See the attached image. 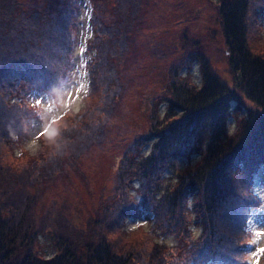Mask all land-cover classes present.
Segmentation results:
<instances>
[{
  "label": "trees",
  "instance_id": "trees-1",
  "mask_svg": "<svg viewBox=\"0 0 264 264\" xmlns=\"http://www.w3.org/2000/svg\"><path fill=\"white\" fill-rule=\"evenodd\" d=\"M143 1L91 0L90 83L83 101L84 108L90 109L87 99L99 92L98 103L89 111L99 120L78 123L75 131L59 128L64 140L44 158L40 156L41 165L14 174L13 186L2 184L0 264H238L235 257L222 259L238 247L248 205L256 200L245 193L241 166L246 164L237 159L252 163L264 159V54L260 57L251 47L254 33L260 37L263 19L259 12L264 13V0H218L219 34L224 43L220 51L229 62L232 83L211 71L213 63L201 51V42L186 38L185 56L199 60L201 82L195 84L180 74L190 65V57L174 62L163 96L151 100L152 107L165 106V115L160 118L153 110L148 114L147 133L138 137L153 144L149 155L139 157L140 162L134 160V172L142 182V202L151 208L153 217L151 226L132 231L148 233L120 249L115 240L102 236L96 218H89L86 227L69 235L63 222L47 224L45 212L37 211L34 216L41 185L53 182L58 171L76 163L104 137L98 132L103 127L100 116H110L129 86L123 79L125 68L121 72L119 65L138 30ZM66 8L62 0H45L27 9L19 0H0V115L7 119V128L4 133L0 129V135L4 138L15 126L20 128V109L11 102L15 94L22 89L44 92L57 86L70 68L69 11L62 12ZM22 56L38 74L24 68ZM129 81L132 84L135 78ZM7 85L17 88L9 92ZM246 101L254 109L246 107ZM59 137L51 140L56 142ZM136 147L134 143L133 149ZM191 157L195 158L191 161ZM179 159L188 162L181 170L177 168ZM163 171L175 175L165 185ZM194 216L201 227L196 234L190 226ZM115 217L112 212L109 220ZM157 223L161 226L156 228ZM43 233H49L55 245L49 256L36 255L33 248ZM165 241L177 242L176 250L165 245L161 249L158 245Z\"/></svg>",
  "mask_w": 264,
  "mask_h": 264
},
{
  "label": "rangeland",
  "instance_id": "rangeland-1",
  "mask_svg": "<svg viewBox=\"0 0 264 264\" xmlns=\"http://www.w3.org/2000/svg\"><path fill=\"white\" fill-rule=\"evenodd\" d=\"M19 1L27 9L45 0ZM62 1L67 5L62 12L66 14L69 11L70 44L68 39L67 52H70L71 65L63 79V85L58 89L55 86L47 88L44 92H36V89H22L11 101L16 103L20 109L18 117L20 128L15 126L5 138L0 135V172H6L5 175L0 174V190L4 189L5 186L2 185L4 183L14 185V180L17 179L14 174L20 173L23 169L29 170L36 165H41L40 156L43 155L44 158L46 153L64 140L63 137H59V128L67 132L75 131L78 123H87L90 119L99 120L96 113L89 114L93 106L98 103L99 92L87 99L91 106L90 109L84 108L83 101L84 97L89 95L87 93L89 74V71L87 73V62L92 54L87 44L92 36L91 0ZM217 7L218 0L143 1L138 30L136 34L134 33V40L119 65L121 72L125 68L122 74L126 78L123 79L129 83V86L125 88L118 105L109 113L110 116L107 118L109 121L103 114L100 116L103 127L98 132L101 134L100 137L102 135L104 137L94 142L95 144L90 146L89 151L76 163L67 165L58 171L51 179L54 180L53 182L49 184L44 182L41 185L38 203L34 210L35 217L37 211L45 212L48 218L47 224L56 220L61 221L68 234L78 232L81 227H86L89 218H96L102 236L106 240H115L120 249L127 248L128 244L133 241L135 243L142 234L148 233L144 229L130 233L122 232L125 228L147 225L148 221L146 223L144 219L139 218L141 213L138 211L131 213L125 220L120 214L117 219H121L123 225L120 220L112 222L109 216L112 208H122L125 203L126 209H130L134 197L141 199L136 188L140 178L138 173L134 172V160L138 161L139 157L148 154L152 142L151 140L144 141L138 136L147 133V116L151 110L155 111L160 118L165 115V106L158 104L152 107L151 100L155 95H158L159 99L163 96L162 88L168 78L170 66L174 62L190 57V65L181 72V75L185 76L188 81L197 84L201 82L199 60L193 55L185 56L184 47L187 43L184 39L192 36L191 39H195L197 43L201 42L202 46L205 45L206 48L201 46V51L213 63L211 71L232 83V70L230 71L227 59L223 58L222 50L220 51V46L224 43L219 34ZM64 35L68 37L67 31ZM32 36L33 33L30 37ZM190 37L187 40H190ZM46 46L49 48L48 45ZM251 47L260 57L264 54V15L260 37L254 33ZM22 60L26 70L38 74L32 65L26 62L24 56ZM34 78L39 82L36 77ZM131 78H135L132 84L129 81ZM16 88V85L14 87L7 85L9 92ZM27 103L31 107L25 108ZM246 107L254 109L255 106L246 101ZM262 113L264 114V110ZM5 119L0 115L2 133L7 128ZM23 121L24 126H22ZM162 124H166V121ZM232 124L233 121L228 123L229 126ZM52 130L58 133L55 136L59 137L56 142H53L52 136L47 134ZM196 132L201 133V128L196 129ZM134 143L138 146L135 149H133ZM194 158L191 157L190 160ZM187 163L186 160L179 159L177 168L182 169ZM124 168H128L129 172L124 171ZM162 175L164 185L170 177L175 176L169 171ZM254 183L252 188L259 196L260 203L252 211L250 218H247V225L254 232V241L250 245L251 249L245 245V237L250 235L249 231L245 230L241 232L242 239L238 243L242 260L250 258V264H258L263 256L261 248H264V180L257 176ZM126 185L129 190L124 188ZM16 189L15 186L14 190ZM29 191L33 192L34 189H29ZM188 204L190 206L191 201ZM130 217L132 222H130ZM54 225L56 226V223ZM156 225L161 226L160 223ZM190 226L194 234L200 232L201 227L196 216L190 218ZM50 238L49 233L38 235V240L33 247L36 255L49 256L54 252L55 245ZM164 245L176 250L177 242L169 241L165 244L161 242L158 246L164 249ZM261 264H264V260H261Z\"/></svg>",
  "mask_w": 264,
  "mask_h": 264
},
{
  "label": "snow or ice",
  "instance_id": "snow-or-ice-1",
  "mask_svg": "<svg viewBox=\"0 0 264 264\" xmlns=\"http://www.w3.org/2000/svg\"><path fill=\"white\" fill-rule=\"evenodd\" d=\"M47 134L50 135V136H55L56 135V131L55 130H52L51 132H48ZM260 167H264V165H262ZM136 211H140V210L137 209ZM141 214H142V212H141ZM129 219H130V222H132V218L130 217Z\"/></svg>",
  "mask_w": 264,
  "mask_h": 264
},
{
  "label": "bare ground",
  "instance_id": "bare-ground-1",
  "mask_svg": "<svg viewBox=\"0 0 264 264\" xmlns=\"http://www.w3.org/2000/svg\"><path fill=\"white\" fill-rule=\"evenodd\" d=\"M191 35V34H190ZM190 36H188V38H189ZM191 38H193L192 36L190 37V41H191Z\"/></svg>",
  "mask_w": 264,
  "mask_h": 264
},
{
  "label": "clouds",
  "instance_id": "clouds-1",
  "mask_svg": "<svg viewBox=\"0 0 264 264\" xmlns=\"http://www.w3.org/2000/svg\"><path fill=\"white\" fill-rule=\"evenodd\" d=\"M57 134H58V133L56 132V135H55V136H57ZM55 136H53V137H55Z\"/></svg>",
  "mask_w": 264,
  "mask_h": 264
}]
</instances>
